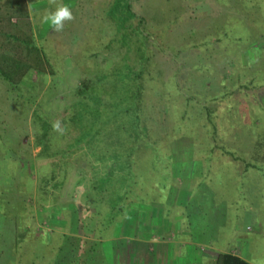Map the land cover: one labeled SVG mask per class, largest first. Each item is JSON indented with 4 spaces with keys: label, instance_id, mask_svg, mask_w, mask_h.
<instances>
[{
    "label": "rangeland",
    "instance_id": "374dc122",
    "mask_svg": "<svg viewBox=\"0 0 264 264\" xmlns=\"http://www.w3.org/2000/svg\"><path fill=\"white\" fill-rule=\"evenodd\" d=\"M26 1L36 43L45 47L53 74L29 73L17 88L0 77V203L6 207L0 208V264H140L135 252H123L120 246L133 237L128 236L134 229L127 217L138 214L135 208H129L127 219L115 228L118 234L114 231L105 238L120 236L118 242L113 245L99 239L102 198L89 190L81 176V156L68 158V177L57 169L54 157L38 156L42 145L35 144L33 115L45 114L51 124L61 121L65 132L61 135L51 129L49 150L63 148L73 135L68 117L80 82L90 79L96 93L107 99L105 90L111 89L112 75L125 53L138 68L135 62L143 50L147 57L141 78L147 140L154 138L161 154L181 164L180 169L174 168L180 180L169 194L172 208H147V215L157 213L161 218L160 224L149 223L154 229L151 240L175 238L179 233L189 236L186 228L199 229L203 222L208 226L214 215L225 220V225L217 241L214 237V244L203 242L199 251L230 249L257 261L254 264H264V182L254 169L244 170L240 160H232L221 149L209 154L215 144L203 109L206 105L211 111L218 146L246 159L254 148H260L256 140L264 136V112L256 110L254 100L258 98L264 108V89L248 91L240 84L264 83V0H133L146 37L133 36L130 50L113 41L116 28L104 13L112 0ZM60 4L69 5L76 19L62 33H54L42 18ZM148 151L143 150L144 155ZM205 158L220 173L208 176L196 191L198 204L190 191L196 193V182L203 178L200 170ZM37 172L43 178L40 183ZM29 180H33V190ZM23 197L31 207L22 208ZM178 197L180 214L174 203ZM55 206L65 209V227L58 215L52 221L46 219L53 216ZM27 226L34 232H23ZM205 231L206 239L201 241L210 237L209 226ZM105 245L109 260L103 252Z\"/></svg>",
    "mask_w": 264,
    "mask_h": 264
},
{
    "label": "trees",
    "instance_id": "16d2710c",
    "mask_svg": "<svg viewBox=\"0 0 264 264\" xmlns=\"http://www.w3.org/2000/svg\"><path fill=\"white\" fill-rule=\"evenodd\" d=\"M132 2L133 0H112L104 12L116 28L113 41H118L122 47H127L129 50L132 49L133 36L146 37L143 34L145 29L143 18L133 9ZM73 13L76 15L75 11ZM31 19L33 18L29 13L26 0H0V77L11 88H17L29 73L53 74V69L44 52L45 47H40L36 43ZM141 44H143L142 41ZM138 55L135 62L138 68H135V65L131 64L133 59L125 53L120 67H117L112 75L111 89L105 90L107 99L96 93L97 89L95 90L90 79H83L80 82L74 91L76 99L72 102L68 117L72 125L68 129L72 130L73 135L65 142L63 148L52 152L49 150L51 121L45 114L34 113L33 115L37 125L35 133L38 137L35 144L42 145L38 156L54 157L57 160L56 167L59 166L57 169L65 177H68L70 169L68 158L73 154L81 156L82 162L79 165L81 176L86 178L89 190L100 199L102 198L101 207L104 210H99L98 214L101 220L97 232L99 239L114 235L115 228L119 226L117 223L123 220L132 203L143 206L158 200L165 202L166 205L170 187L177 183L179 175L174 168L179 166L180 169V162L172 163L171 155L161 154V151L154 146L156 142L154 138L147 140L149 127L146 125L147 116L144 113L143 80H141L147 57L144 50ZM261 73L264 76V71ZM249 83L240 84V87L248 91L264 89V83L260 86L254 85L253 80ZM254 105L256 110L264 112L258 98L254 100ZM203 109L205 121L212 133L211 139L215 144L209 149V154L214 148L221 149L222 153L230 156L232 160H240L244 170L254 169V174L264 182V141L259 140L261 136L264 137L263 134L256 140V146L260 145V148L257 150L254 148L251 156L246 159L243 155H237L234 151L226 150L215 143L217 142L216 127L211 118V111L206 105H203ZM257 119L261 121L258 116ZM147 148H150V151L144 155L143 150ZM203 161L200 170L203 178L196 182L195 192L204 185V180H207L208 176L217 173L214 167L210 166L209 158ZM221 172L227 171L221 170ZM37 174L39 176V172ZM51 174L52 177L56 176L55 172ZM37 180L41 182L42 176L37 177ZM29 182L33 190V180ZM61 182L59 181V185ZM242 189H239L237 193L243 199L245 195L243 197ZM190 192L191 196L195 197V199L192 197L194 202L200 204V195L197 192L193 193L192 190ZM103 196H106V199H103ZM25 199L26 197H23L22 208L29 206ZM55 207L57 209H54L51 214L53 216L49 214L46 219L52 221L55 218L54 215H58L62 226L65 227V220L68 221L67 218H62V216L65 217V209ZM0 208L6 207L0 203ZM1 213L0 211V215ZM177 213L180 214L179 208ZM32 228L27 226L28 230L24 229L23 232L33 233ZM24 237L26 239L29 235ZM120 246L124 250L125 243ZM107 248L108 245L103 246V252L109 260ZM212 264L251 263L237 254L224 251L217 253Z\"/></svg>",
    "mask_w": 264,
    "mask_h": 264
},
{
    "label": "crops",
    "instance_id": "0c3cea01",
    "mask_svg": "<svg viewBox=\"0 0 264 264\" xmlns=\"http://www.w3.org/2000/svg\"><path fill=\"white\" fill-rule=\"evenodd\" d=\"M177 180H180V177H178ZM177 186H178L177 183H175L174 185L172 184L170 187L169 194ZM166 201H167L166 205L164 204L165 202L163 203V201L155 200L149 203L148 205L137 206L135 204L134 206L129 207V208H135L134 211L135 213H138V214L134 215L133 213L132 214L130 213L129 216L127 217L128 223H130L131 228L134 229L133 234H131L130 232L128 236H133L137 238H133V237H130V239L128 238V242H125V249L123 250V252L128 251L132 255H133V252H135L136 259L137 261L140 262V264L141 262H144V264H212V261L214 260L217 253L224 252V251H230L234 254H237L240 257L249 261L251 264H254V262H257V261H253L252 259L250 260L249 257L244 255V253L242 254V252L235 253L234 250H230V249L220 250L216 246H215L216 248L214 247L208 248L207 250H209V252L207 253L199 251V249L201 250L202 248L201 245L205 243L214 244V241H217L218 239L219 231L222 229L221 227L225 225V222H226L225 220H219V218L217 219L214 215H212L213 223L206 222V224L209 226V232L211 233L210 237H208L207 239L208 241H201L203 237L204 239H206L205 238L206 234L203 232H206L205 227H208L206 225H202L204 222L200 224L199 229H197L198 226L197 227L190 226V228H186L188 231V234H190L189 236L180 237V233H179L178 236L175 238L158 237V239L156 240H151L150 235L153 237L152 233H154L152 232L154 230L152 228L153 220L155 223L160 224L161 218L159 215H157V213L156 215H153V214H151L150 216L147 215V213H149L147 208H172L171 206L172 202H170V197L169 198L167 197ZM174 203H176L175 205L177 208L180 207L179 206L180 197H178V202L175 201ZM137 208H143L144 210H140ZM141 213L145 215H142ZM127 218L124 217L123 220L118 222L117 224L118 225L122 224L124 220ZM167 219L168 217L166 218V220ZM168 221L169 220H167V222ZM136 223H139V224H136ZM149 223H152V224H149ZM115 231L117 233V230ZM198 234L200 236H198ZM119 237L120 236H116L113 239H105L104 242L107 241L114 245V242L117 241L116 239ZM214 237H215V240H214ZM119 244L121 243H117V245ZM132 247H134V249Z\"/></svg>",
    "mask_w": 264,
    "mask_h": 264
},
{
    "label": "clouds",
    "instance_id": "9594fccd",
    "mask_svg": "<svg viewBox=\"0 0 264 264\" xmlns=\"http://www.w3.org/2000/svg\"><path fill=\"white\" fill-rule=\"evenodd\" d=\"M50 2L54 4L55 0H50ZM75 19L76 17L72 8L69 5L60 4L55 8V11H47L42 18V22L49 24L54 33H62L65 29V25ZM52 128L54 132H58L61 135L65 132L59 120L52 124Z\"/></svg>",
    "mask_w": 264,
    "mask_h": 264
}]
</instances>
